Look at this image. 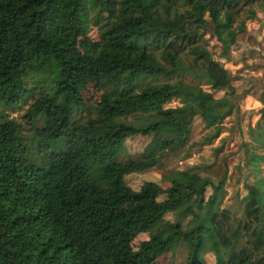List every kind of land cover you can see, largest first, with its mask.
Instances as JSON below:
<instances>
[{
  "label": "trees",
  "instance_id": "trees-1",
  "mask_svg": "<svg viewBox=\"0 0 264 264\" xmlns=\"http://www.w3.org/2000/svg\"><path fill=\"white\" fill-rule=\"evenodd\" d=\"M262 10L264 0H0V264H76V242L83 256L97 250L98 264H126L118 235L134 264H155L177 243L187 250L183 264H205L204 254L213 264H264L262 179L244 184L240 216L222 205L225 169L215 182L204 164L168 171L165 186L147 181L133 190L122 180L185 147L195 117L208 129L201 144L218 137L237 104L214 97L229 85L202 45L203 28L227 47L234 28ZM159 43L189 48L211 90L154 85L184 71L173 54L149 56L148 45ZM86 82L101 90L91 109L79 92ZM23 105L20 121L9 115ZM263 133L254 138L259 148ZM133 136L147 141L131 156L124 141ZM105 158V171L90 178L89 165ZM75 185L84 189L74 193ZM123 199L132 205L121 208ZM168 212L172 220L163 218ZM139 234L146 237L132 247Z\"/></svg>",
  "mask_w": 264,
  "mask_h": 264
},
{
  "label": "rangeland",
  "instance_id": "rangeland-1",
  "mask_svg": "<svg viewBox=\"0 0 264 264\" xmlns=\"http://www.w3.org/2000/svg\"><path fill=\"white\" fill-rule=\"evenodd\" d=\"M244 28H234V41L231 44L222 42L211 32L210 27L204 26L202 35L203 47L209 52L212 60L221 65L226 71L229 87L213 92L215 99H233L237 104V110L226 118L217 138L209 144H201L208 135V129L203 122L195 117L188 127V140L185 147L175 154L167 155L161 159L157 167L142 172H134L125 175L123 182L133 190L145 187L147 181L167 185L161 181V177L170 170H181L193 164L209 165L210 173H207L215 182L225 169L224 190L225 196L222 205L230 208L237 216L241 215V199L246 194L244 184H253L256 178L264 181V148H259L254 141L258 133L264 132V125L259 120V110L264 106V10L258 11L253 20H247ZM90 38L97 39V32L90 27L88 32ZM222 39L227 40L225 35ZM200 44V43H199ZM148 54L156 62H160L167 54H173L175 60L184 67L181 74L174 76L159 75L153 79L154 85L173 84L181 81L191 89L201 88L211 90L205 68L202 61L189 51V48L176 52L173 48H166L162 43L148 45ZM84 104L93 108L99 101L101 90L96 85L86 82L79 89ZM26 105L20 109H13L9 115L19 120V116ZM20 121V120H19ZM70 121H65L63 131L72 128ZM264 137V133L262 135ZM147 139L133 136L125 139V152L131 156L137 154ZM249 151H245V150ZM255 151H252V150ZM256 152L262 158H254ZM109 164L108 159L95 160L87 168L90 178H95L105 171ZM107 179L110 183L119 186L120 177L115 173H109ZM84 189L80 185L73 186L74 193ZM75 205V201H72ZM132 205L128 199L119 201L121 208ZM165 220H172L174 215L170 212L163 216ZM110 223H115V217H110ZM146 234H139L132 241L134 247ZM115 242L119 245L118 258L126 264H134L129 254V247L124 236L118 235ZM80 243L74 244V256L76 264H98L97 250L88 256H83L80 251ZM186 247L183 243H177L173 250L160 256L155 264H183L186 258ZM205 264H213L211 254H204Z\"/></svg>",
  "mask_w": 264,
  "mask_h": 264
}]
</instances>
